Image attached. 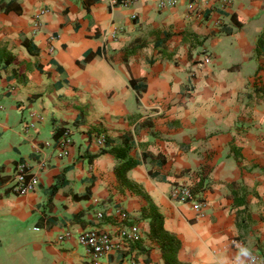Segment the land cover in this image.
Returning a JSON list of instances; mask_svg holds the SVG:
<instances>
[{
  "label": "crops",
  "instance_id": "obj_1",
  "mask_svg": "<svg viewBox=\"0 0 264 264\" xmlns=\"http://www.w3.org/2000/svg\"><path fill=\"white\" fill-rule=\"evenodd\" d=\"M18 1L21 13L0 12V43L21 63L0 70V264H92L78 236L95 226L119 245L98 264H165L148 220L134 225L145 253L117 238L145 205L98 144L124 134L139 161L127 178L180 239L181 264H215L237 243L264 264V0ZM18 161L38 178L22 196L9 190ZM199 172L197 214L171 193Z\"/></svg>",
  "mask_w": 264,
  "mask_h": 264
},
{
  "label": "trees",
  "instance_id": "obj_2",
  "mask_svg": "<svg viewBox=\"0 0 264 264\" xmlns=\"http://www.w3.org/2000/svg\"><path fill=\"white\" fill-rule=\"evenodd\" d=\"M0 12L3 13H9V12H15L17 14L21 13V6L18 0H0ZM231 18L234 19L233 16ZM262 36L259 38V46L262 41ZM184 40L188 41L191 44H198L201 45L203 42L202 38L197 37L193 34H187L184 37ZM27 49L30 50V45L27 41L23 42ZM88 57H84L81 60H86ZM17 59L11 54V52L7 49V47L0 43V70L5 69L8 66L11 65H19ZM26 76H27V72ZM64 131H62L63 133ZM61 133V135H62ZM57 134V133H56ZM55 134L56 139H58V136ZM60 135V136H61ZM59 136V137H60ZM104 146L108 148L109 152L113 155L115 159V167L114 172L117 176V179L120 183H122L124 186L128 187L129 189L133 190L135 193L139 194L143 200L145 201V205L140 208L139 210V218L135 220L125 219L121 223L120 227L127 228L129 230L134 228V225L138 220L145 219L148 220L149 223V232L147 233V237L153 241H155L160 248L162 258L164 260L165 264H181L178 261L177 254L179 252V249L181 247L180 239L175 235L172 234L164 229V217L163 215L158 211V208L153 203V201L150 199V197L142 190V188L132 183L127 178V173L132 168L137 166L139 164V161L134 159L130 153L134 147V142L132 139V136L130 134H124L119 143H116L115 145H112V141L104 137ZM106 149H103L102 152H104ZM94 157V156H93ZM148 158V155L145 153L143 154V161ZM153 162L156 163L158 167H161L164 165V158L159 157H150ZM185 173L187 171H184ZM150 175L153 177H159V173H153L150 171ZM163 181L173 183V178L170 175H163L159 177ZM60 187V184L55 183L49 193V199L58 191ZM207 189V178L206 175H204L202 172L197 173L196 180L194 181V184L189 187L190 192V198L189 200L199 201L202 202L201 195L202 193ZM102 217L104 218V214H102ZM244 219L242 220V222ZM240 226V224H239ZM141 238H138L137 240H134L130 242L129 244V251H135L137 254L143 252L144 250L141 249ZM128 254V253H127Z\"/></svg>",
  "mask_w": 264,
  "mask_h": 264
},
{
  "label": "built area",
  "instance_id": "obj_3",
  "mask_svg": "<svg viewBox=\"0 0 264 264\" xmlns=\"http://www.w3.org/2000/svg\"><path fill=\"white\" fill-rule=\"evenodd\" d=\"M118 0H113L116 3ZM179 0H161L160 7L164 6H174L178 3ZM223 3L228 4L229 0H221ZM189 6L194 9L201 0H187ZM131 4V0H126L123 2L124 6H129ZM205 62H209V58L206 57L204 59ZM58 143L61 147H64L69 143L68 139V131L65 130L58 140ZM99 146H104L103 138L98 139ZM45 168L44 163H39L37 165V170L42 171ZM38 182L37 175L33 173L31 167L25 161H18L13 169V175L10 184V192L13 195L22 196L28 193H31L35 190ZM171 197L180 202H192L193 210L199 214L202 211L203 203L199 201L189 200L190 192L188 186L177 187L171 193ZM97 217L100 219L102 217L101 214H98ZM117 238L120 240L121 244L123 243L125 247H129L130 242L137 240L140 238L136 229L133 228L131 230L127 228L120 227L117 230ZM78 241L81 245H83L90 257L92 264H98L99 260L113 252L115 249L119 247V245L113 242L111 235L99 228L92 227L87 231H84L79 234ZM130 264H134L130 262Z\"/></svg>",
  "mask_w": 264,
  "mask_h": 264
},
{
  "label": "clouds",
  "instance_id": "obj_4",
  "mask_svg": "<svg viewBox=\"0 0 264 264\" xmlns=\"http://www.w3.org/2000/svg\"><path fill=\"white\" fill-rule=\"evenodd\" d=\"M235 249L231 257L222 258L215 264H258L254 251L248 246L237 243Z\"/></svg>",
  "mask_w": 264,
  "mask_h": 264
}]
</instances>
